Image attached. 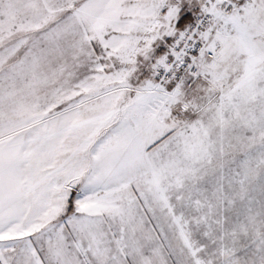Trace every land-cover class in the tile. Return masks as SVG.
Here are the masks:
<instances>
[{
	"label": "snow or ice",
	"instance_id": "6c2138e0",
	"mask_svg": "<svg viewBox=\"0 0 264 264\" xmlns=\"http://www.w3.org/2000/svg\"><path fill=\"white\" fill-rule=\"evenodd\" d=\"M0 264H264V0H0Z\"/></svg>",
	"mask_w": 264,
	"mask_h": 264
}]
</instances>
